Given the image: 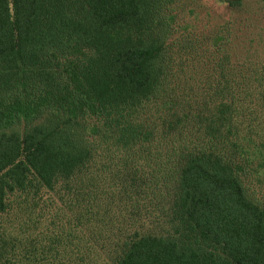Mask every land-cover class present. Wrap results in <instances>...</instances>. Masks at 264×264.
Here are the masks:
<instances>
[{"label": "trees", "instance_id": "obj_1", "mask_svg": "<svg viewBox=\"0 0 264 264\" xmlns=\"http://www.w3.org/2000/svg\"><path fill=\"white\" fill-rule=\"evenodd\" d=\"M193 1L0 0V264H38V200L83 264H264V139L229 56L183 35Z\"/></svg>", "mask_w": 264, "mask_h": 264}, {"label": "rangeland", "instance_id": "obj_2", "mask_svg": "<svg viewBox=\"0 0 264 264\" xmlns=\"http://www.w3.org/2000/svg\"><path fill=\"white\" fill-rule=\"evenodd\" d=\"M234 1L195 0L178 15V23L185 31L183 35L190 33L199 39V44L194 41L193 45L198 47L200 61L216 47L220 52L214 53L215 57L229 56V67L237 72L241 89L249 93L242 109L243 132L264 139V108L260 101V81L264 75V2L237 0L232 4ZM260 193L264 197V187ZM67 209L59 202L38 200L30 211L20 213L30 223L24 228L23 237L34 238L38 243L35 250L38 264H83L75 260L74 245L79 242L70 236L76 230L72 227V212ZM78 230L85 234L84 227ZM96 264L106 263L100 258Z\"/></svg>", "mask_w": 264, "mask_h": 264}]
</instances>
